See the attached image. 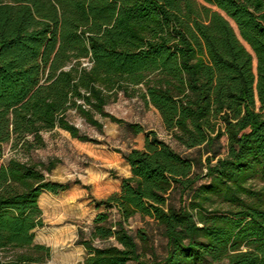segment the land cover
I'll use <instances>...</instances> for the list:
<instances>
[{"label": "trees", "instance_id": "trees-1", "mask_svg": "<svg viewBox=\"0 0 264 264\" xmlns=\"http://www.w3.org/2000/svg\"><path fill=\"white\" fill-rule=\"evenodd\" d=\"M121 94L190 153L153 131L118 150L131 174L96 200L77 264H264V0H0V264L51 258L39 198L70 182L48 177L59 160L32 158L44 134L96 142L71 111L123 124L106 110ZM137 215L150 229L130 228Z\"/></svg>", "mask_w": 264, "mask_h": 264}, {"label": "rangeland", "instance_id": "rangeland-1", "mask_svg": "<svg viewBox=\"0 0 264 264\" xmlns=\"http://www.w3.org/2000/svg\"><path fill=\"white\" fill-rule=\"evenodd\" d=\"M106 110L124 123L119 124L109 117L97 115L96 118L103 124L102 130H98L74 110L71 111V121L82 134L96 142L81 141L73 138L68 131L57 128L44 134L47 146L32 153L35 161L59 160L48 177L53 181L70 182L69 189L58 194L44 192L39 198L45 225L36 229L35 241L51 248L48 264H77L85 258L87 251L77 242L79 229L89 231L96 214L104 210L103 206H96V200L107 197L121 178L131 173L128 163L118 150L126 152L132 148H143L146 132L153 131L177 151L190 153L172 138L159 112L153 106L145 105L137 96L125 97L121 94ZM130 123L141 125L144 131L135 134L128 126ZM12 153L9 145L6 156ZM107 185L111 188L108 189ZM129 226L132 230L143 227L150 229L140 215L131 219ZM149 232L158 254L162 256L164 237L157 230L153 234L151 230ZM95 243L106 244L99 241Z\"/></svg>", "mask_w": 264, "mask_h": 264}, {"label": "crops", "instance_id": "crops-1", "mask_svg": "<svg viewBox=\"0 0 264 264\" xmlns=\"http://www.w3.org/2000/svg\"><path fill=\"white\" fill-rule=\"evenodd\" d=\"M129 165V164H128ZM130 167V166H129ZM131 171V170H130ZM127 172H129V171H127ZM131 174V173H130ZM127 176H129V175H126V176H124V177H127ZM107 187H108V189H110L111 188V186L110 185H107ZM120 187H121V181H119L118 182V184H117V186H114L112 189H111V191H110V194H112L113 192H117V191H119L120 190ZM112 192V193H111ZM109 194V195H110ZM108 195V196H109Z\"/></svg>", "mask_w": 264, "mask_h": 264}]
</instances>
